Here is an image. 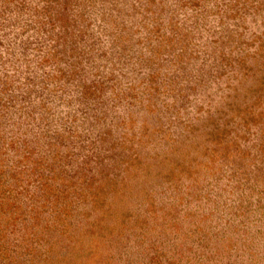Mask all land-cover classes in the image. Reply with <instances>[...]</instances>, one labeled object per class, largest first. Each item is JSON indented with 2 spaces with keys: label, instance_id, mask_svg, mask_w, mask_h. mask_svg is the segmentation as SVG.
I'll return each instance as SVG.
<instances>
[{
  "label": "rangeland",
  "instance_id": "1",
  "mask_svg": "<svg viewBox=\"0 0 264 264\" xmlns=\"http://www.w3.org/2000/svg\"><path fill=\"white\" fill-rule=\"evenodd\" d=\"M73 1L83 82L38 122L2 88L45 0H0V264H264V0L188 2L169 44L134 33L145 0Z\"/></svg>",
  "mask_w": 264,
  "mask_h": 264
},
{
  "label": "trees",
  "instance_id": "2",
  "mask_svg": "<svg viewBox=\"0 0 264 264\" xmlns=\"http://www.w3.org/2000/svg\"><path fill=\"white\" fill-rule=\"evenodd\" d=\"M2 1H7L9 3L17 2L19 5L26 4V6L29 8L34 3L36 5L39 4L40 0H1V2ZM209 1L210 0H145L143 3L141 1L139 8L135 12V14L138 15L136 21H140L137 23L138 26L134 33L139 32L140 34L148 35V32L152 31L154 33V39L158 40L159 44H169L172 38L175 39V37H178L177 34H181L183 31L182 25H186L184 22L185 18H183L182 15L176 18L177 20L175 19L178 10L177 8L190 2V4L188 3V6L189 9L193 11L192 8H198L200 5L205 6L206 2ZM213 1L214 0H212V3ZM219 1L224 5H227L232 1L238 2V0ZM45 4L47 8L45 10L41 9L39 16L45 18L44 24L48 25L49 27L43 32V34L41 31L36 32V34L39 36H36V41H39L37 43L40 44V47H38L36 51L26 49L27 51H31V53L33 52V55H44V57L41 60L34 58L31 63L32 65L29 66L28 69L27 67H24V69L17 71L13 68V70H11V76H14L15 78V86L12 87V85L10 83L8 84L7 81L5 83V87L2 88L3 97L8 91L11 95H13L16 93V90L18 93V90L25 88L26 91L18 93V96L20 100L27 106L28 111H30L29 114L34 119H37L38 122H44L50 114V107L48 104L49 102L52 103L53 106L57 105L59 102H68L67 99H64L62 96L67 93L72 84L77 85L83 82L79 81V79L76 82L70 83L58 78L60 74H63L66 71L68 74L73 75L77 72L78 66H81L82 64V61H80L79 58H76L75 60L74 55L67 54L66 57L61 55L65 53L64 51L66 50L68 44H65L60 38L61 34H58L60 30L57 31V28L65 29L68 27L69 23H71V20H77L80 10L75 9L77 6L74 1L72 3V0H45ZM195 16L196 15L189 17ZM189 17H187L188 22H191L192 20H190ZM28 21L29 19H26L24 22L26 26H30ZM40 23L43 24V21ZM186 26L190 27L192 32L197 29L194 26ZM119 27V31L122 32L123 27ZM166 29L169 31V33ZM71 47L76 49L75 46L71 45ZM112 51L111 53L113 54ZM114 52L118 53L117 50ZM25 53L26 54L24 55H28L26 51ZM172 54H175V51L172 49L166 52V55ZM67 58H70L71 61ZM86 62H88V59ZM62 65L64 67H61ZM91 73L92 75L89 76L90 80H88L89 82L86 83L85 87L87 88L90 86L92 89L100 90L99 81L92 78L94 75V78L97 79V75L99 73L96 70L92 71ZM103 79H106V75ZM91 82L92 84H89ZM15 87H18V89H15ZM34 106L37 107L35 110ZM158 114L159 112L153 113L155 117L158 116ZM53 143V140H49L48 148L51 149ZM59 154L60 147L57 148L56 151V155ZM55 161H58L57 156H54V162Z\"/></svg>",
  "mask_w": 264,
  "mask_h": 264
}]
</instances>
